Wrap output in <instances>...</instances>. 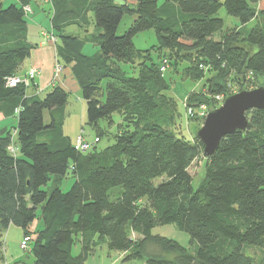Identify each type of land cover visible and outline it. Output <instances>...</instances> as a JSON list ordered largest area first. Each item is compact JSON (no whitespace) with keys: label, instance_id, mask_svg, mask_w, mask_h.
<instances>
[{"label":"trees","instance_id":"16d2710c","mask_svg":"<svg viewBox=\"0 0 264 264\" xmlns=\"http://www.w3.org/2000/svg\"><path fill=\"white\" fill-rule=\"evenodd\" d=\"M261 1L45 0L50 31L43 30L44 37L54 42L55 63L76 81L96 143L109 134L99 121L111 129L114 114L122 120L112 145L90 150L82 136L72 142L64 133L69 92L52 85L41 98L37 91L28 94L35 82L7 86L37 48L26 18L39 0H14L6 8L0 0V117L16 124L0 129V237L10 226L20 228V243L31 240L32 264H84L102 245L121 264H264V111H249L246 130L220 140L214 155L204 158V178L193 190L188 170L202 154L199 126L191 140L173 133L176 113L163 77L165 64L176 71L185 61L187 77L209 75L205 93L184 99L186 119L198 122L199 107L214 109L232 82L243 85L250 74L264 87ZM221 8L241 25L259 20L247 32L223 34ZM125 14L134 19L120 35ZM148 30L156 36L155 62L133 45ZM87 47L94 49L85 54ZM68 174L73 183L63 192ZM35 220L38 228L31 230ZM164 225L187 234L193 250L152 234ZM244 246L259 248L260 258L246 256Z\"/></svg>","mask_w":264,"mask_h":264},{"label":"rangeland","instance_id":"374dc122","mask_svg":"<svg viewBox=\"0 0 264 264\" xmlns=\"http://www.w3.org/2000/svg\"><path fill=\"white\" fill-rule=\"evenodd\" d=\"M130 1L131 0H115V3L121 4L122 2L128 3ZM218 1L223 2L224 0H218ZM13 3H14L13 0H1V4L3 8H6ZM39 3L45 6L44 13L43 15L41 14L40 19L39 18L36 19L35 16L34 17L30 16L26 18L27 24L29 26V32H28L29 41L32 45H36L37 44L36 41L40 37L39 35L41 29H39V26L45 32L50 31V11H48L49 9L48 4L47 2H45V0H39ZM258 5H260L259 10H264V0H262L261 3ZM217 17L223 21L224 24L222 30L223 34H225L226 31H230V29H237V30H241L242 32H247L250 29H252L256 25V22L259 20V19H257L256 21L252 20L245 25H241L237 19L229 17L226 14L224 8H221V10L217 14ZM133 19L134 17L131 16L130 14H125L121 19V22L117 29V34L120 35L124 34L126 29L132 23ZM74 31H76V29ZM220 35L222 34L221 33L215 34L213 39L214 40L220 39ZM49 41L51 43H54L53 40H49ZM156 44H157L156 36L153 30H148L139 33L133 39V45L135 49L139 51L148 50L150 53V57L151 59L154 60V62L157 60L156 53L153 52V47H155ZM90 48L91 47H87L83 52L87 54L88 51L90 52L89 50ZM188 65L189 63L185 61L184 63L177 66V69L175 71L174 68H169L168 65L165 64L164 68L166 69L165 70L166 72L163 73V77L167 84V89L165 94L168 98H170L173 101L174 109L176 113L175 128H173L172 131L176 136H179L185 140H191L194 134L195 126L200 127L204 119H202V122L188 121L185 116L184 99L190 93H197V94L201 92L205 93V89H204L205 87L203 86L205 84V81L209 78L208 74L204 75V77L201 80H195L187 77L184 72L187 69ZM56 66H58V64L56 65V63H54L53 80L59 77L63 71L62 66L60 68ZM123 68L126 74H128L129 76H136V73H133L128 66H125ZM24 70H25V66L23 65L21 66L18 72V76H20V79L23 80L26 79L28 81L27 75L31 71L33 72V74L36 72L33 75V78L30 79L29 81L31 84H33L39 78L40 71L38 69L28 68L26 69L25 72ZM198 72L200 74H204L207 71L199 70ZM250 76H251L250 74L245 76V81L243 85L241 82L240 83L237 82L236 84L232 82L226 92L227 94L226 96L228 97L230 95L239 92V88H244V90H251L252 87L253 89L257 88L258 85L257 79L255 80L252 78L249 79ZM25 86L27 87V85ZM50 90L51 89L49 88L46 91L41 92L42 90L36 89L38 95H40L41 98L44 97L46 93L49 92ZM226 96L223 95L220 100H216L215 108L221 106ZM165 101L162 102H164L167 105ZM212 108L213 107H211V110H213ZM208 111L206 110V114ZM112 120L115 126L122 121L121 117L118 114H114ZM85 122H86L85 103L82 100L80 91L71 88L69 91L68 103L65 109V124L63 128L65 135L68 136L72 140V142L76 139V137L82 136L83 140L89 144L90 150H92L93 148H96L97 150H102L114 143L113 134L115 133V126L111 129H108L107 123L105 121H99L98 127L100 129H105L106 131H108L109 134H107V136L101 137L99 141L96 143L95 130L91 126L86 125ZM15 125L16 124L14 119H9L7 121L0 120V129L8 128V130H12V128ZM204 167H205V159L202 156V154H200L199 157L196 160H194V162L192 163L191 167L188 170L189 174L192 177L193 190L197 188L200 181L204 178V174H205ZM162 179L163 178L156 179L154 181L155 185L160 183ZM72 183H73V178L71 177L70 174H68L66 178L61 182L60 189L63 192H66L70 188ZM38 223L39 222L35 220L31 230H36V228H38ZM152 234L168 238L170 240L177 242L179 245L187 248L190 251L193 250V246L191 247L189 242L190 237L187 234L178 231L174 225H164V226L156 227L152 230ZM22 236H23L22 230L15 226H10L8 230L1 235L0 243H2L1 245L2 255L4 257V261L3 263L0 264H16V263L32 264L33 257L29 253L30 243L27 244L25 249H22L20 247V241L22 239ZM29 242H31V240ZM77 249L78 246H75L73 248V253H76ZM243 253L246 256H250L254 258L255 260L259 259L261 256V250L259 248L250 247V246H244ZM119 259L120 256L118 254H116L115 252L108 254L105 245H102L101 247L97 248L91 256L87 258L84 264H121ZM128 264H140V263L133 262Z\"/></svg>","mask_w":264,"mask_h":264},{"label":"water","instance_id":"95a60500","mask_svg":"<svg viewBox=\"0 0 264 264\" xmlns=\"http://www.w3.org/2000/svg\"><path fill=\"white\" fill-rule=\"evenodd\" d=\"M252 110L264 111V87L241 90L226 97L218 108L208 111L195 132L202 147V156L211 158L222 138L236 131H245L247 113Z\"/></svg>","mask_w":264,"mask_h":264},{"label":"crops","instance_id":"0c3cea01","mask_svg":"<svg viewBox=\"0 0 264 264\" xmlns=\"http://www.w3.org/2000/svg\"><path fill=\"white\" fill-rule=\"evenodd\" d=\"M127 4L134 5L135 3L133 2V0H131ZM259 6L260 5H257V9H259ZM31 9H32V17L35 16L36 19L38 18L40 19L41 14L43 15L44 13L45 6L42 5L41 3L38 4L36 3L34 5H31ZM39 29H41V31L39 35L40 37L36 41L38 44L37 48L31 52V55L22 64V66L23 65L25 66L24 72L28 68H35L40 71L39 78L35 81V88L30 89L28 91V94L33 95L36 89L42 90L41 92L46 91L47 89L51 88L52 85L60 86L67 92H69L71 88H74L75 90L79 91L76 81L72 77L69 68H64L61 75L57 77L55 81H53V67L55 63V56H54L55 46L53 43L49 41L47 37H44V35H42L44 34V31L40 26ZM28 31H29V26H28ZM0 120L3 121L5 119L0 117ZM77 252L78 249L76 253Z\"/></svg>","mask_w":264,"mask_h":264},{"label":"built area","instance_id":"2783aa9c","mask_svg":"<svg viewBox=\"0 0 264 264\" xmlns=\"http://www.w3.org/2000/svg\"><path fill=\"white\" fill-rule=\"evenodd\" d=\"M26 10H28V9H26ZM57 65V64H56ZM56 67H59L60 68V66H56ZM36 73V72H35ZM34 73V74H35ZM33 72L31 71L27 76H28V81L26 80V79H20L19 77H13V78H8L7 80H6V84H7V86H9V87H16L17 85H19V84H22L23 83V85L25 86V85H27L28 86V82L30 81V79H32L33 78ZM221 99V96H217L216 97V100H220ZM187 113L191 116L192 115V111L189 109L188 111H187ZM197 114V117H199V118H201V119H204L205 118V115H206V108L204 107V106H201V107H199V109H198V113H196ZM77 147H80L81 148V150H86L87 149V146L86 145H82L81 143H80V140H78L77 141ZM30 240L28 239V238H24L23 240H22V242L20 243V247L22 248V249H25L26 248V246H27V244H28V242H29Z\"/></svg>","mask_w":264,"mask_h":264}]
</instances>
